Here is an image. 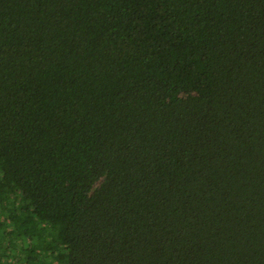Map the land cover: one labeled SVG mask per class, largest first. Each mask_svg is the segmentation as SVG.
<instances>
[{
  "label": "trees",
  "instance_id": "16d2710c",
  "mask_svg": "<svg viewBox=\"0 0 264 264\" xmlns=\"http://www.w3.org/2000/svg\"><path fill=\"white\" fill-rule=\"evenodd\" d=\"M0 264H264V0H0Z\"/></svg>",
  "mask_w": 264,
  "mask_h": 264
}]
</instances>
